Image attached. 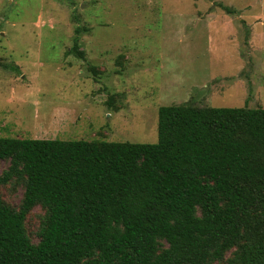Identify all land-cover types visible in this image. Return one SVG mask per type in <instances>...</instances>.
<instances>
[{
  "label": "trees",
  "instance_id": "trees-1",
  "mask_svg": "<svg viewBox=\"0 0 264 264\" xmlns=\"http://www.w3.org/2000/svg\"><path fill=\"white\" fill-rule=\"evenodd\" d=\"M1 160L24 192L0 198V264H264L262 107L161 105L155 142L0 136Z\"/></svg>",
  "mask_w": 264,
  "mask_h": 264
},
{
  "label": "rangeland",
  "instance_id": "rangeland-1",
  "mask_svg": "<svg viewBox=\"0 0 264 264\" xmlns=\"http://www.w3.org/2000/svg\"><path fill=\"white\" fill-rule=\"evenodd\" d=\"M182 103L264 108V0H0V136L155 142L158 107ZM23 192L0 185L13 209Z\"/></svg>",
  "mask_w": 264,
  "mask_h": 264
}]
</instances>
